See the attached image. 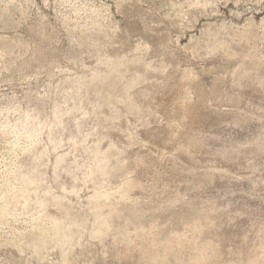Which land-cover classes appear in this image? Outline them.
Segmentation results:
<instances>
[{
    "label": "rangeland",
    "instance_id": "374dc122",
    "mask_svg": "<svg viewBox=\"0 0 264 264\" xmlns=\"http://www.w3.org/2000/svg\"><path fill=\"white\" fill-rule=\"evenodd\" d=\"M5 205L0 264H264V0H0Z\"/></svg>",
    "mask_w": 264,
    "mask_h": 264
},
{
    "label": "bare ground",
    "instance_id": "6f19581e",
    "mask_svg": "<svg viewBox=\"0 0 264 264\" xmlns=\"http://www.w3.org/2000/svg\"><path fill=\"white\" fill-rule=\"evenodd\" d=\"M109 64H111L109 62ZM107 64V65H109ZM112 67V64L110 66V68ZM103 75H99L98 73L95 74L94 76H92L91 78V82H100V80L102 79H106V78H103L101 77ZM106 77V76H104ZM85 79V78H84ZM82 80V79H81ZM133 106V104H132ZM36 133V132H35ZM27 135V134H26ZM30 135V134H29ZM28 135V136H29ZM31 137V136H30ZM34 139V138H33ZM94 153V152H93ZM105 155V154H104ZM109 160L107 157H100L98 163L96 164V167L94 169V174H99V175H102V176H107L108 174H110V167H108L109 165ZM92 170V169H91ZM93 171V170H92ZM93 174V173H92ZM25 175V174H23ZM90 176V175H89ZM14 177V176H13ZM19 177V176H18ZM21 179V178H20ZM18 181V180H17ZM23 181V182H22ZM22 187L21 188H18V190L15 191H10V190H6L2 193V196L1 198L5 201V203L8 205L11 201H18L19 199H22V198H26V194H27V187H31L32 185L34 186L35 182H37L34 178L32 177H29V176H26V177H22ZM133 183L123 187L120 191V199L121 200H124L127 198L128 199V195L131 191V189L133 187H136L134 185H132ZM20 185V183H19ZM39 185V184H38ZM5 187V186H4ZM8 187V186H7ZM29 187V188H30ZM16 188V187H15ZM31 189V188H30ZM15 190V189H14ZM29 191V190H28ZM29 193V192H28ZM100 193V192H99ZM28 196V195H27ZM111 194L109 193H103V194H100V195H97L94 199H95V206L93 207L95 210H101L102 208H104L106 204V202H108V199L110 198ZM128 196V197H127ZM28 198V197H27ZM28 200V199H27ZM3 201V202H4ZM138 202V201H137ZM136 204V203H135ZM2 205V204H1ZM41 205V204H40ZM137 205V204H136ZM43 206V205H41ZM45 206V205H44ZM135 206V205H134ZM119 207V206H118ZM2 208V207H1ZM117 208V206H116ZM137 208V206H136ZM41 209V208H40ZM46 210V209H45ZM137 210H134V213H136ZM113 212V211H112ZM111 212V213H112ZM116 212V211H115ZM13 213V211H12ZM102 213V211L100 212ZM99 213V214H100ZM10 214L9 212V209L8 207H6V205L4 206L3 210L0 212V219L1 221H4L7 217V215ZM97 214V212H96ZM115 214V213H114ZM120 214V213H119ZM103 213L101 215H98L99 217L96 218V223L94 224L93 226V234L96 235H103L107 232L108 228L111 229L109 227L110 223H112V219L114 218V215L113 213L111 215H108L106 217L102 216ZM117 215H118V212L116 214V218H117ZM9 216V215H8ZM97 216V215H96ZM119 216V215H118ZM50 218V217H49ZM47 217V215L43 216L42 218L38 219L37 222H36V226L38 227V231L40 232L39 235H40V239L39 241L37 242L38 245H43L44 243H47V239L48 238H54L56 239V241L58 242V244H60V247L61 245H64L69 238V234L71 233V231H73L76 227V225L73 223V224H70V225H66L62 220L60 219H57V218H53L52 219L50 218L49 219ZM46 221H49V228L45 227L44 224ZM47 223V222H46ZM112 226V225H111ZM36 229V227H35ZM109 231V230H108ZM73 233V232H72ZM71 233V235H72ZM109 233V232H108ZM125 233V230L120 233L121 236H124L126 237V233ZM74 234V233H73ZM70 235V236H71ZM106 235V234H105ZM104 236V235H103ZM39 237V236H38ZM72 238V236H71ZM126 239V238H125ZM53 240V239H51ZM70 241V240H69ZM71 242V241H70ZM36 243V244H37ZM45 245V244H44ZM66 245V244H65ZM21 247V246H20ZM37 247V246H36ZM41 247V246H40ZM45 247V246H44ZM39 249V248H38ZM43 249V248H42ZM208 251V250H207ZM212 258V257H211ZM210 259L209 255H207L206 253H203V254H200L198 255V257L194 260V262H192V264H204L205 262H207L208 260ZM260 260V259H259ZM262 260V259H261ZM264 260V259H263ZM211 261V260H210ZM257 261V260H255ZM262 262V261H261ZM264 262V261H263ZM252 264H258V262H254ZM261 264V263H260Z\"/></svg>",
    "mask_w": 264,
    "mask_h": 264
}]
</instances>
